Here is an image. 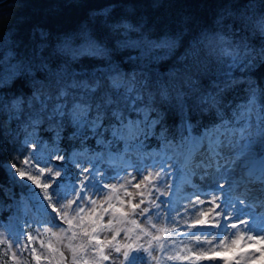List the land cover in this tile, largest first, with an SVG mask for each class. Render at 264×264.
I'll return each instance as SVG.
<instances>
[{
	"label": "snow or ice",
	"instance_id": "6c2138e0",
	"mask_svg": "<svg viewBox=\"0 0 264 264\" xmlns=\"http://www.w3.org/2000/svg\"><path fill=\"white\" fill-rule=\"evenodd\" d=\"M216 7L154 39L105 10L99 29L55 45L40 30L39 43L0 57V114L23 136L7 167L36 209L15 230L0 220V264L264 259V0ZM180 162L199 177L183 196Z\"/></svg>",
	"mask_w": 264,
	"mask_h": 264
},
{
	"label": "trees",
	"instance_id": "16d2710c",
	"mask_svg": "<svg viewBox=\"0 0 264 264\" xmlns=\"http://www.w3.org/2000/svg\"><path fill=\"white\" fill-rule=\"evenodd\" d=\"M216 5L217 0H8L0 5V57L13 45L22 54L25 47L39 43L40 30L48 33L49 42L55 45L63 34L81 27L99 29L103 22L101 13L105 10L112 12L111 20L126 18L129 23L143 28L145 36L154 39L176 27L184 18L210 20L217 11ZM9 87L24 90L20 81ZM0 124L8 129L0 142V220L7 217L8 222L13 216L9 215V210L14 212L13 203L25 204L30 199L28 190L17 180L14 184L7 169L18 155L19 144L14 140L16 137L22 140L23 136L19 132L13 135L18 125L10 118L5 120L3 114H0ZM38 134L50 144L47 135ZM27 154L24 152L15 162L19 165ZM5 193L11 199L6 198Z\"/></svg>",
	"mask_w": 264,
	"mask_h": 264
},
{
	"label": "rangeland",
	"instance_id": "374dc122",
	"mask_svg": "<svg viewBox=\"0 0 264 264\" xmlns=\"http://www.w3.org/2000/svg\"><path fill=\"white\" fill-rule=\"evenodd\" d=\"M260 159V156L257 155H253L252 157H243L241 156L238 160H237V164L239 165V168L237 169L238 171L242 168L245 167V165L250 164V163H258ZM8 169V167H7ZM14 171V170H13ZM190 171V168L187 167L186 169L180 168L179 163L177 165L174 166V177L172 179V184H173V192L177 194V196H183L186 193H190L191 191V184L188 183L189 180H191L192 183H198L199 182V177L197 176H191L189 177L188 173ZM11 175H12V171ZM16 180L23 185V183L20 181L19 177H16ZM30 183V182H29ZM35 186H33L34 188ZM36 192H39V189H35ZM227 194V193H226ZM237 195L236 192L231 193V196H235ZM174 198H176V196H174ZM33 201H34V197L27 203L25 204H18V203H14V213L13 216L10 217L9 221L6 223V227H8L11 230H15V228L17 227V224L15 222V216L16 215H20L22 217L26 216L28 219H32L35 217L36 215V209L33 207ZM26 209H30V211H26ZM20 224H24V219L20 220ZM45 239H47V237H45ZM38 247V244H37ZM259 245L254 246L253 249H249V248H244L243 251L247 252V251H252L255 250V248H259ZM224 255L226 256H231V253H224ZM257 255H259V252H257ZM253 264H264V259H260V260H256L253 262Z\"/></svg>",
	"mask_w": 264,
	"mask_h": 264
},
{
	"label": "water",
	"instance_id": "95a60500",
	"mask_svg": "<svg viewBox=\"0 0 264 264\" xmlns=\"http://www.w3.org/2000/svg\"><path fill=\"white\" fill-rule=\"evenodd\" d=\"M8 0H2V1H0V5L1 4H4L5 2H7Z\"/></svg>",
	"mask_w": 264,
	"mask_h": 264
}]
</instances>
